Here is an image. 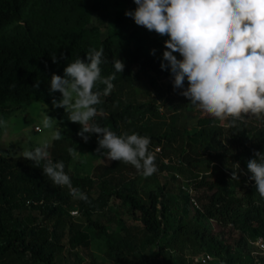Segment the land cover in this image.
Here are the masks:
<instances>
[{
  "label": "trees",
  "instance_id": "trees-1",
  "mask_svg": "<svg viewBox=\"0 0 264 264\" xmlns=\"http://www.w3.org/2000/svg\"><path fill=\"white\" fill-rule=\"evenodd\" d=\"M254 2L0 0V121L36 101L92 147L112 140L122 151L112 165L95 168L98 182L93 172L71 173L69 138L54 139L49 160L39 147L24 157L0 154V264H66L62 256L66 237L73 251L89 249L94 239L103 240L106 256L119 264H202L194 258L205 253L214 256L210 264H252L249 244L264 237V0L252 12L234 11ZM115 7L119 9L112 14ZM93 15L100 25L89 27ZM239 16L249 20L236 39L222 36L221 31ZM141 19L151 27L141 26ZM101 26L108 27L105 38ZM211 39L216 48L206 54L171 57L172 43L198 46ZM201 59L214 63L226 126L222 117L207 116L192 136L169 124L162 133L151 126L135 129L136 114L155 112L156 103L124 104L119 95L126 87L142 74L152 85L156 78H175L186 88V107L194 92L190 73ZM233 61L248 85L229 80L225 67ZM74 83L82 85L87 97H105L97 103L100 113L91 118L89 128L80 113L66 108L64 87ZM175 84H169L167 92ZM164 94L160 87L157 95ZM143 139L151 143L143 145ZM160 145L161 155L180 154L181 172H191L195 188L206 192L198 216L241 233L236 248L209 234L196 220L185 217L175 223L176 197L167 184L150 188L142 198L124 180L126 154L135 153L133 164L143 170L156 164L164 171L162 156L151 157ZM95 186L98 194L93 196ZM239 190L244 194L240 196ZM174 195L184 198L187 213L190 197L181 190ZM113 199L139 213L145 232L140 240L123 226L124 235L113 234L102 222ZM36 210L43 220L33 215ZM75 210L77 217L71 214ZM79 218L84 221H76ZM44 220L53 222L52 229ZM151 250L153 256L148 255ZM90 264H98L96 257Z\"/></svg>",
  "mask_w": 264,
  "mask_h": 264
},
{
  "label": "rangeland",
  "instance_id": "rangeland-1",
  "mask_svg": "<svg viewBox=\"0 0 264 264\" xmlns=\"http://www.w3.org/2000/svg\"><path fill=\"white\" fill-rule=\"evenodd\" d=\"M263 0H255V2L239 11H234V14H241L244 12H252L261 6ZM120 7V6H119ZM115 7L113 13L119 9ZM249 18L239 16L233 22L228 24L222 31V36H229L232 41L236 39L237 32L248 21ZM97 15H93L89 27L99 26ZM141 26L151 27L150 23L144 19L140 20ZM107 28L101 26L102 38L107 35ZM216 48V40L211 39L203 45L193 46L189 43H172L171 45V57L173 59L188 58L191 53L206 54ZM214 63L205 61L203 59L197 61L191 71L193 82L191 86L194 92L190 95L188 104L184 106L186 97L185 86L177 85V80L172 79H160L156 78V85H152L150 79L142 74L140 79L135 80L133 85L127 86L122 92L120 99L124 104H142L149 103L155 100L156 111L145 113V115L138 112L139 122L134 125L139 126L140 130L143 127L151 126L155 133H162L167 125H172L178 128L185 136H192L196 130L199 129V121L207 116L222 117L223 108L219 104V91L216 86V80L214 78ZM225 69L229 71V80L236 79L235 83L247 84L248 78L243 76L238 69L236 62L226 65ZM137 71V67L134 68ZM149 76V75H148ZM176 82L173 89L167 92V86ZM160 87L165 91L163 97L157 95L160 91ZM82 85L78 83L68 84L64 87L66 94V108L73 113H80L87 128L93 116H97L100 112L97 109V103L103 102L105 99L100 97H87L83 95ZM168 95V97H167ZM167 98V99H166ZM169 99V100H168ZM177 107V108H176ZM176 115L177 119L173 120L172 116ZM227 117H222L221 122L226 126ZM129 127L127 131H131L134 128ZM126 129V128H125ZM168 130V128H167ZM140 133L138 134V136ZM55 138H69L72 143V155L69 165V169L72 174L78 176H85L92 174L97 180V173L99 170H95L97 166H110L115 160H119V156L122 153L120 148L113 145L112 140L101 141L99 148H94L83 139L73 135L66 127L61 126L59 121L54 117L49 108L40 102L32 101L20 110L14 111L8 117L0 121V154L9 157H24L30 155L32 149L39 147L42 155L47 160L50 157V148L52 147ZM134 140V139H133ZM142 144L145 142L151 143L147 140H142ZM162 148V145H160ZM154 147V148H160ZM175 150L180 152L179 144L174 145ZM163 152V148L159 155ZM174 154L169 158L168 156L161 155V162L166 164L164 171H159L156 164H152V168L133 164V158L136 157L135 153L132 155L126 154V160H124L125 167L122 169V176L125 178L129 185H132L137 191V194L144 198L145 192L150 188H155L158 184L168 185V190L176 197V205H174L172 220L177 223L180 218L183 220H196L203 227H205L209 234L214 235L219 240H224L227 244L233 248L237 247V243L241 238V233L236 231L232 226L223 227L220 226L214 220H207L200 218L197 214V210L202 208L205 203V196L207 195L204 190L195 188V182L191 177V172L187 170L181 172L182 160L180 154ZM158 155V156H159ZM154 157V156H153ZM152 157V158H153ZM146 163V162H145ZM152 170V171H151ZM118 176V175H117ZM98 187L95 186L92 191V195L98 194ZM179 190L183 191L184 196H189L188 211L185 213V201L184 198L176 196ZM239 195H243L244 191L239 190ZM19 212H17V215ZM27 213H23V216ZM33 215L43 220L39 211H34ZM139 213H133L128 205H122L118 199H113L110 208L102 214V222L113 234H125V229L130 230L135 234L136 238L144 237L143 225L139 221ZM100 218L97 215L94 218ZM83 222L84 220L79 218L76 221ZM44 224L52 229L53 222L45 221ZM88 229V228H86ZM94 236V235H93ZM68 238H64L63 245L66 246L63 257L66 259V264H90L91 260L96 257L98 264H119L116 261L109 259L105 254V242L100 239H94L89 249L79 248L76 251L70 249L68 244ZM252 244V243H251ZM249 244L250 248L253 246ZM252 246V247H251ZM156 249L153 248V251ZM148 255L153 256L152 250L148 252Z\"/></svg>",
  "mask_w": 264,
  "mask_h": 264
},
{
  "label": "built area",
  "instance_id": "built-area-1",
  "mask_svg": "<svg viewBox=\"0 0 264 264\" xmlns=\"http://www.w3.org/2000/svg\"><path fill=\"white\" fill-rule=\"evenodd\" d=\"M160 152H161V148H155L153 153L151 154V157ZM28 203L30 204V202ZM71 214L73 217L79 216L78 210L72 211ZM251 245L253 246L252 247L253 250L251 252L253 258L252 264H264V237L257 238V240L252 242ZM194 260L197 263L210 264L214 260V256L205 253L203 255L196 256Z\"/></svg>",
  "mask_w": 264,
  "mask_h": 264
}]
</instances>
